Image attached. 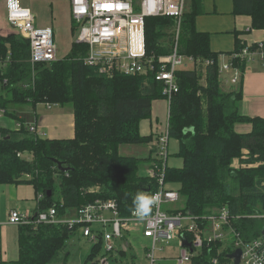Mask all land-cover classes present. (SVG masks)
Returning <instances> with one entry per match:
<instances>
[{"label": "trees", "instance_id": "1", "mask_svg": "<svg viewBox=\"0 0 264 264\" xmlns=\"http://www.w3.org/2000/svg\"><path fill=\"white\" fill-rule=\"evenodd\" d=\"M189 1L179 52L195 60H214L215 64L201 68L202 72L196 67H183L177 72L179 92L170 104L168 132L170 140L178 142L175 157L183 165L177 168L168 163L165 182L179 192L182 212L202 219L226 207L235 217L236 229L251 241L261 237L264 227L262 220L252 217L264 211V118L239 112L246 61L234 62L242 73L241 82L232 85V91L222 89L220 55L211 50L210 34L196 28V18L203 14L202 2ZM233 1L235 15L251 17L253 29L264 31V0ZM175 26L171 17L145 20L147 57L158 59L170 54ZM72 35L76 38V25ZM244 45L237 40L235 52ZM9 53V63L0 70V83L7 81L0 90V110L25 124L30 120L16 115L19 109L14 108L30 106L34 118L41 104L62 108L72 105L75 135L57 140L40 138L26 127H0V186H33L37 196H44L34 211L54 207L59 219L97 200L117 202L120 217H129L138 192L153 194L159 188L158 180L148 177L146 169L156 157L155 143L162 132L155 139L154 135H142L140 127L142 121L151 119L153 103L165 99L163 85L156 81L155 74L117 71L102 75L98 68L85 65L88 47L76 40L63 59L32 65L27 40L17 34L0 36V58ZM238 124L251 125V131L237 132ZM151 144L147 158L122 156L119 151L124 145ZM58 163L69 171H60ZM18 228L19 258L5 264H50L73 237L81 235L78 226L62 223ZM86 242L90 251L84 264H102V244ZM217 250L216 245L205 247L192 264H209L217 257ZM135 260V252L119 250L108 258V264H131ZM220 260L221 264L231 263L227 255Z\"/></svg>", "mask_w": 264, "mask_h": 264}, {"label": "built area", "instance_id": "2", "mask_svg": "<svg viewBox=\"0 0 264 264\" xmlns=\"http://www.w3.org/2000/svg\"><path fill=\"white\" fill-rule=\"evenodd\" d=\"M70 2L72 19L77 27L75 40L88 47V53L83 59L85 65L98 68L102 75H111L117 71L127 75H146L153 72L156 81L163 85L162 93L168 106L167 125L156 140V157L146 169L147 176L159 182V188L155 193L159 192L161 195L160 204L144 221H139L133 214L127 218L120 217L118 204L113 200H97L75 211L73 218L63 219L57 218L54 207L47 211L26 213L13 209L5 219L0 217V264L7 262L1 240L3 227H37L40 224L61 223L71 228L78 226L82 237L91 245L102 244L105 256L101 259L102 264H108V258L116 255L119 250L132 251L131 235L135 228H140L143 238L148 241L143 247V261H146V264H162L165 260H170L171 258L164 256L167 252L164 246L176 239L178 253L175 264H192L194 258L200 255L205 247L211 245L218 246V250L217 257L211 258L209 264H221L220 257L223 255L228 257L237 250L241 251L240 264H264L263 239L259 237L246 241L233 223L235 217L231 216L226 207L202 219L185 214L180 209L164 208L182 201L179 192L169 188L165 182L170 156L169 110L173 97L179 92L177 72L183 67H188L186 62L193 68L199 66L206 68L215 64L214 60H195L179 52L181 26L187 12L188 0H70ZM7 17L17 35L29 42L31 50L29 61L32 65L59 60L52 27H37L32 11L22 6L19 0L17 9L10 7V0L7 1ZM155 17H171L176 22L171 52L158 59L147 57L145 50V20ZM224 58V55L219 56L220 75H229L230 85H238L242 80V73L234 66V62L236 60L246 61L248 64L263 62L264 40L245 44L241 51L231 54L229 60ZM9 61L10 53L6 58H0V70H4ZM3 84H7V81L5 80ZM3 84L0 83V90ZM53 106L56 105L45 103L47 110ZM4 115L5 111L0 110V118ZM25 127L40 138L46 137L39 129L36 119L25 124L17 123L15 130ZM43 198L44 196L39 194L37 204ZM252 217L264 222V211ZM135 262L136 260L131 264H136ZM231 264L234 262L231 261Z\"/></svg>", "mask_w": 264, "mask_h": 264}, {"label": "crops", "instance_id": "3", "mask_svg": "<svg viewBox=\"0 0 264 264\" xmlns=\"http://www.w3.org/2000/svg\"><path fill=\"white\" fill-rule=\"evenodd\" d=\"M7 1L8 0H0V36L2 37H8L17 34L15 28L8 21ZM19 2L22 6L29 8L32 11V13L35 16V24L37 27L39 28L52 27V29L54 30V35H55V29H59V30L62 29V32H66L65 29H68L72 37L71 40L72 41L71 46H72L73 42L75 41V38L72 35V27L73 25L75 26V23L71 15L70 0H19ZM201 2H202L201 5H202L203 14L199 15L196 18V28L197 31L201 33L210 34V46L212 52L219 55H224L225 57L224 59L229 60L230 55L236 50L237 40L245 44H252L257 41L264 40V31L253 29L251 17L238 16L234 14L233 0H201ZM189 4L190 1L188 0L187 11L189 8ZM71 49L72 47H70L69 51H71ZM69 51L66 52L65 56L63 53V56L66 57L69 54ZM59 54H60L59 48L57 45L58 59H63L64 57ZM248 66L246 68V73L243 76V87H242L243 98L239 104V110H240V105H242L243 107L242 111L244 112L242 113L240 112V114L247 115L250 117L264 118V61L263 62L258 61ZM227 78H225L224 75L221 76L222 89L223 86L225 87L226 85L230 87L228 91H232L234 87L230 85V83L226 82ZM159 101H164L166 104L165 100H158L155 102H159ZM165 107L168 108L167 104L165 105ZM62 110H64V108H62L61 111H58L53 115L52 114L40 115L38 113V110L36 109L35 111L36 117L34 116L33 121L36 119L39 129L43 133H45L44 129L46 127L47 129L51 130L49 136L46 138L57 139V140L74 138L75 135L74 113L64 115ZM143 122L147 123V126L145 128H143L144 126L142 127ZM143 122L141 123V134L144 136L154 135L155 139L157 135L160 134V132H162L167 125L166 124L164 126L163 122L159 120V117L157 116V112L154 113L153 106H152L151 119ZM13 123L14 125L15 123L17 124L16 121H14ZM0 127L6 129H12V127L10 128L9 126H5V125H0ZM236 131L243 134L249 133L251 131V125L238 124L236 126ZM153 144L143 145L142 147H145L147 153L143 157H139V158H147L150 154ZM176 153L177 152H175L174 154H170V157L174 156ZM172 159H179V158L176 157ZM168 163L170 167H177V168H181L183 165L182 160L180 163L175 161ZM234 165L237 168L241 166L238 160H235ZM0 189H2L3 192H6L4 190L7 189L8 193L10 192L14 195L13 201L17 202L15 203V206H13V208L11 209H8L3 212H1L0 210V217L2 219H5L7 214L13 209L20 210V208L18 207H22L25 203H32L33 207L35 206L34 204L36 203L37 194L34 190V187L31 185L28 184L1 185ZM31 194L33 195L32 200L27 198L30 197ZM1 195L3 194H1L0 192V196ZM20 204H22V206ZM33 207L32 209H29V211H34ZM172 209L176 210L181 208H172ZM6 227L17 229L15 244L18 252L16 260H18L19 228L17 226H6ZM4 228L5 227H3V229ZM134 231L138 233L140 232V228H135ZM136 236H142L141 232L139 235ZM1 240L3 245L6 244V241H7V245H9L10 243L9 237L3 240L2 233H1ZM132 240L134 243L136 239H134L133 237ZM147 242L148 241L146 240V243ZM146 243H142L139 251H137L136 254L137 264H146V261H143L144 258L143 247L147 245ZM137 248L138 247H135V249ZM166 261H170V260L167 259L162 264H165Z\"/></svg>", "mask_w": 264, "mask_h": 264}, {"label": "rangeland", "instance_id": "4", "mask_svg": "<svg viewBox=\"0 0 264 264\" xmlns=\"http://www.w3.org/2000/svg\"><path fill=\"white\" fill-rule=\"evenodd\" d=\"M65 30H66V32H62V29H60V30L55 29V40H56V44L58 45V48H59V53H60L59 55H61V56H63V53L65 56L66 52H68L70 50V47H72L71 46V43H72L71 34L68 31V29H65ZM69 53H70V51H69ZM224 60H227V59H224ZM186 65L189 68H192V65L189 62H186ZM248 65H250V63ZM196 68H198L197 72H202L201 68H204V67L199 66ZM224 77L225 78L228 77L226 82L229 83L228 82L229 75L224 74ZM233 86L235 87L236 85H233ZM229 88H230L229 86H226V85H225V87L223 86V90H225V91H228ZM166 104H167V102H166ZM166 104L164 101L155 102L153 104L154 113L157 112V116L159 117V120L163 122L164 126L167 124V117L166 116L168 113V109H167V107H165ZM14 109L15 110L19 109L18 112H16V115L20 116V114H21V116H24L25 118H27V120H30L29 122H32L34 112L30 106H25V107H21V108L17 107ZM61 109L62 108L60 106H53L50 110H47L45 107V104H41L37 107L38 113L40 115H48V114L53 115V114L57 113L58 111H61ZM242 110H243V107H242V105H240L239 112H241V113L244 112ZM62 112L64 113V115L65 114H73L74 110H73L72 105H67L66 107H64V110H62ZM13 120L15 121L16 119H13L10 116L4 115L2 118H0V125L9 126L10 128L12 127V129H13L16 126V123L14 125ZM144 121H146V120H144ZM6 124H8V125H6ZM146 126H147V123L143 122L142 127L145 128ZM44 131L46 133V137H48L51 130L47 129V127H46L44 129ZM142 146L143 145H131V146L125 145V146H121L119 151H120V154L122 156L139 158V157H143L147 153L145 147H142ZM177 146H178V144L174 139L170 140L169 153L174 154L175 152H177L178 151ZM172 158H176L175 155L170 157V159L168 161L169 162L175 161L178 163L181 162L180 159H172ZM30 161H32V159H30ZM4 191H6V192H3L2 189H0L1 194H3L0 196V210H1V212L13 208V206H15V203H17V202L13 201L14 195L12 193H10V192L8 193L7 189ZM27 198L32 200L33 195L31 194V196L27 197ZM20 205L22 206V204H20ZM34 205L35 206L33 207L32 203H25L22 207H18V208H20L21 212H23V213H26L27 211H29V209H32V207H33V209H35L37 206V198H36V203ZM182 207H183V203L181 201L178 204L171 205V206H165L164 208H165V210H167L169 208H182ZM74 216H75L74 212H71V214L69 215V217H71V218H73ZM139 234H140V232H138V233L134 232L131 235V241H132L133 246L138 247L137 251H139L142 243H146V240H145V238H143V236H136ZM16 236H17V229L16 228L5 227L2 231L3 240L7 239L8 237L10 239L9 245H7V241H6V244H4V245L2 243V245L5 249L4 250L5 251L4 252V258L8 262L16 261V258H17L18 252H17V247L15 244ZM133 237H134V239H136L134 241V243L132 240ZM177 245H178V240L176 239L173 242H171L169 245L164 246L165 251H167L164 254V256L171 258L170 261H166L165 264H175V258L177 257V253H178ZM132 247L130 249H132L133 252H136V249L133 247L134 248V250H133ZM89 251H90V245L86 242V240L81 235H79V236L73 237L70 244L68 245L67 249L64 250L63 252H60L59 255L55 259H53L50 264H84L88 254H89ZM170 256H172V257H170ZM99 258H100V255H99L98 259ZM135 263L137 264V262H135ZM89 264H98V263L90 262Z\"/></svg>", "mask_w": 264, "mask_h": 264}, {"label": "clouds", "instance_id": "5", "mask_svg": "<svg viewBox=\"0 0 264 264\" xmlns=\"http://www.w3.org/2000/svg\"><path fill=\"white\" fill-rule=\"evenodd\" d=\"M10 7L17 9L18 0H10ZM160 200L161 195L159 192L154 194L138 192L133 200V216L139 221L148 219L152 215L154 208L159 206Z\"/></svg>", "mask_w": 264, "mask_h": 264}, {"label": "water", "instance_id": "6", "mask_svg": "<svg viewBox=\"0 0 264 264\" xmlns=\"http://www.w3.org/2000/svg\"><path fill=\"white\" fill-rule=\"evenodd\" d=\"M58 167L60 169V171L62 172H68L69 169L68 168H63V166L58 163ZM51 194V193H49ZM261 238L263 239L264 241V227L262 229V232H261ZM240 257H241V251L240 250H237L236 252L232 253L231 255H228V258L234 262V264H240Z\"/></svg>", "mask_w": 264, "mask_h": 264}]
</instances>
